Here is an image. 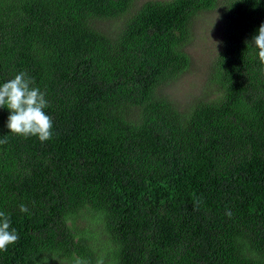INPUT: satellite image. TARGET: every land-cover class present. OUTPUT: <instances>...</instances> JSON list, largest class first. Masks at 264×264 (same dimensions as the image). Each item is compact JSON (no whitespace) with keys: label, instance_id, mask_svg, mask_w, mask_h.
<instances>
[{"label":"trees","instance_id":"16d2710c","mask_svg":"<svg viewBox=\"0 0 264 264\" xmlns=\"http://www.w3.org/2000/svg\"><path fill=\"white\" fill-rule=\"evenodd\" d=\"M219 1L0 0V84L25 72L53 122L25 138L0 108V211L19 236L0 264H96L101 232L104 264H264V65L245 43L264 0L221 1L212 98L165 92Z\"/></svg>","mask_w":264,"mask_h":264},{"label":"clouds","instance_id":"9594fccd","mask_svg":"<svg viewBox=\"0 0 264 264\" xmlns=\"http://www.w3.org/2000/svg\"><path fill=\"white\" fill-rule=\"evenodd\" d=\"M218 17L216 16L215 19ZM213 42V41H212ZM215 45L219 42H213ZM247 46L255 48L256 56L261 65H264V23H261L257 34L252 36L251 43L245 42ZM264 71V68H262ZM33 80L25 72H20L14 78L0 84V108H7L6 127L10 133L22 137L35 136L41 142L48 141L53 135L52 118L45 112L49 106L46 93L38 87H33ZM7 140H0L6 143ZM19 210L22 213L28 212L26 205L21 204ZM231 217L232 213H225ZM19 236L14 228H11L9 216L0 211V251H7L8 246L15 244ZM39 264H47V259H42ZM73 264H89L86 259L74 258ZM96 264H104L103 258H98Z\"/></svg>","mask_w":264,"mask_h":264},{"label":"rangeland","instance_id":"374dc122","mask_svg":"<svg viewBox=\"0 0 264 264\" xmlns=\"http://www.w3.org/2000/svg\"><path fill=\"white\" fill-rule=\"evenodd\" d=\"M146 0H137L136 7ZM223 0H220L216 6L208 11H203L198 14L194 20L193 36L186 47L190 55V65L188 70L181 74L179 78L170 84L165 92L178 101L179 106L186 105V102L192 100L194 97L201 96L206 99L214 96L213 91L218 88L216 83L211 81L213 68L212 64L221 46L222 26L221 14L223 7ZM134 7V8H136ZM216 16L218 17L217 19ZM98 26L103 32L114 35L120 27V22L117 20H102ZM219 42L215 45L213 42ZM211 84V85H209ZM76 225L80 230H85V221L81 217L76 220ZM102 233L92 235L89 241L92 247L99 252L103 258L107 249L108 243ZM106 255V254H105ZM56 264H73L65 260L59 261Z\"/></svg>","mask_w":264,"mask_h":264}]
</instances>
